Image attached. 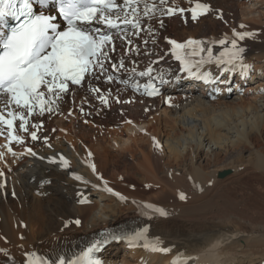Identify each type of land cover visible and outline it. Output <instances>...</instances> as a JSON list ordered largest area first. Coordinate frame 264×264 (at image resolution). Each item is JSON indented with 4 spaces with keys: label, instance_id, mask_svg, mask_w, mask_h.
<instances>
[{
    "label": "bare ground",
    "instance_id": "1",
    "mask_svg": "<svg viewBox=\"0 0 264 264\" xmlns=\"http://www.w3.org/2000/svg\"><path fill=\"white\" fill-rule=\"evenodd\" d=\"M197 1L209 5L206 16L213 25L204 26L205 17L191 20ZM146 2L156 10L145 16V0H140L133 5L139 27L129 24L116 35V49L109 54L116 67L107 66L103 76H88L91 89L100 92L90 89L75 101L66 91L44 111L24 112L28 130L19 127L17 133L24 142L9 143L1 130L0 249L7 255L0 252V262L25 264V253L68 258L93 234L123 223L148 226L154 244L170 251L130 247L123 241L104 250L107 264H169L177 255L192 264H264V180L249 181L257 177L254 172L264 177V85L246 88L257 73L264 78V13L258 9L264 1L248 0L247 8L244 0ZM225 3L249 11H241L244 21L234 18V27L217 30L213 11L227 7ZM175 7L185 11L163 14ZM248 19L256 25L247 24ZM256 29L259 34L237 38V47L246 51V72L239 65L224 71L229 67L210 63L197 76L180 75V67L166 54L171 37L227 33L231 43L233 30ZM148 68L150 75L141 76ZM203 73H211L209 81L198 78ZM156 77L168 80L160 96L147 98L135 91L137 84L161 83ZM1 107H6L2 101ZM118 123L124 126L116 129ZM32 132L37 139L30 138ZM113 151H120L117 158L124 166ZM181 192L186 199L179 198ZM146 204L168 215L160 216Z\"/></svg>",
    "mask_w": 264,
    "mask_h": 264
},
{
    "label": "snow or ice",
    "instance_id": "2",
    "mask_svg": "<svg viewBox=\"0 0 264 264\" xmlns=\"http://www.w3.org/2000/svg\"><path fill=\"white\" fill-rule=\"evenodd\" d=\"M140 2V0H123L122 7L117 0H0V94L9 97L8 103H15L17 107L27 109V113L31 114L36 102L41 105V111H44L43 105L46 103L44 97L45 93L41 91V86H46L48 93H53L59 96V93L68 91V82L79 85L93 67H103L101 57H107V53L103 51L106 45L112 42V35L101 32L97 29L95 32L89 31L88 25L96 21L102 22L108 28H119L120 24H132L133 27H139L138 20L135 19L137 8L133 7ZM166 3V0H160V4ZM53 5L56 8L57 15L45 14L43 11H38L35 6L39 5L45 8ZM144 15L147 16L149 12L156 10V5L151 6L145 0ZM127 9H131L134 18H128ZM185 9L175 7L163 10L164 15L171 16L177 12L183 13ZM192 19L196 20L198 16L203 15L209 11V5L196 3L190 9ZM120 12L124 13L121 19ZM62 18L63 24L56 21ZM14 23H9V21ZM243 27V25H241ZM234 37L231 39V49H226V52L219 58H214L212 49H207V58L195 62L197 72L192 71L193 64L182 60L181 56L177 54L176 58L181 59L184 69L189 75L197 76L199 68L204 63H211L213 59L217 64L230 65L224 71H235L237 66L245 72L249 69L248 65L242 63V53L244 49L237 47V38L244 40L245 37L252 36L249 32H236L233 30ZM228 38L222 39L219 43L224 44ZM169 43L174 46V50L185 49L189 46L199 45L201 41L189 39L183 44L177 43L175 40H169ZM205 49L200 47L199 52L193 51V55H199ZM227 55V60L223 57ZM116 67V65H113ZM123 67V63L119 65ZM151 68L141 72V76L150 75ZM211 73H203L198 78H208ZM112 76H108L111 81ZM151 79V77H150ZM179 79V77H177ZM125 83H127L125 81ZM161 83H166L161 77ZM139 90L140 85H134ZM145 91L148 95H158L159 89L152 83L145 85ZM58 90V91H57ZM93 91H99L93 89ZM103 103H107L104 96H100ZM51 111V108L47 109ZM8 118L5 119L3 112H0V124H6L9 130V143L11 140L22 142L19 136L13 134V123L16 119L21 121L19 127L23 131H27V120L25 115L20 112H7ZM32 139H37L35 132L31 133ZM11 151V148L8 149ZM31 153V149H28ZM35 155V153H32ZM2 155V154H0ZM62 166L67 168L68 161L61 157ZM95 171V165H92ZM76 179H82L77 176ZM107 191L112 192L111 188L107 187ZM120 196V193H115ZM121 199L125 197L120 196ZM181 200L186 199L183 192L179 193ZM84 201H81L83 203ZM147 209H152L160 216H167L168 212L153 204L144 205ZM77 225L80 224L76 220ZM148 228H142L131 234L113 235V240L127 239L129 246H133L136 242L144 241V247H151L153 251L168 252V248L157 247L156 244H149L147 239ZM157 243L159 242L156 238ZM109 241H97L93 243L86 250L82 251L74 258H66L59 255L55 259L47 257H40L36 253H25L27 260L25 264H102L99 259L94 258L93 253L99 250L103 244ZM0 252H5V249H0ZM173 264H177L174 260Z\"/></svg>",
    "mask_w": 264,
    "mask_h": 264
},
{
    "label": "rangeland",
    "instance_id": "3",
    "mask_svg": "<svg viewBox=\"0 0 264 264\" xmlns=\"http://www.w3.org/2000/svg\"><path fill=\"white\" fill-rule=\"evenodd\" d=\"M240 1H242V0H240ZM245 1V4H244V7L245 8H247V6H245L246 4H248V0H244ZM264 1V0H263ZM239 3H242V2H239ZM224 5H227V7L226 6H222L220 9H218V8H215L214 9V11H213V13L217 16V19H216V29L217 30H219V29H221L220 27H223V26H233L234 27V24H233V21H234V18L238 21V22H241V20L242 21H244L245 20V18H243V16H242V14H241V11L242 12H244V11H249V9H245V10H241V7H238V6H236L235 7V9H232V8H230L229 7V4L228 3H225ZM224 8V9H223ZM243 8V7H242ZM218 9V10H217ZM231 9L232 10H237V13H235L236 14V17H233V15H232V12H231ZM259 10H261L263 13H264V7H260V8H258ZM221 10V11H220ZM215 15H212V17H214V18H216L215 17ZM255 15H257V14H255ZM248 16H250V15H248ZM205 17V20L207 21V22H205V25L204 26H206V24H212V22H209V18L211 17H207V16H204ZM211 19V18H210ZM213 20V19H212ZM248 23L247 24H253V22H250V19H248ZM261 21H263L264 22V17H263V19L261 20ZM186 23H187V21H186ZM215 24V23H214ZM255 24V23H254ZM253 24V25H254ZM261 24H263V23H261ZM213 25V24H212ZM256 25V24H255ZM174 26H176V23H174L173 24V26L172 27H174ZM258 26V25H257ZM187 27V26H186ZM259 29V28H258ZM258 29H256L255 31H252V32H249V33H253V35H255V33H258L259 34V30ZM245 32H248V31H245ZM173 33L175 34V32L173 31ZM186 34H188V32L186 33ZM143 43H145V42H143ZM258 75V78L256 77ZM260 73H257L256 75H254V79H251L250 78V80L251 81H248L247 82V85H246V88L248 87V86H250V85H255L256 83L257 84H262V82H263V84L262 85H264V78H263V75H260ZM252 77V76H251ZM262 77V78H261ZM260 78V79H259ZM255 82V83H254ZM235 87V84H232V88H234ZM116 103H118V100H116ZM122 123H123V121H122ZM121 126L123 127L124 125L123 124H121V123H118V126H115V127H118V128H116V129H119V128H121ZM100 134H103V132H100ZM105 135V134H104ZM106 141H110L111 143V145L110 146H112L113 145V143H112V141L110 140V138H108V136L106 135ZM114 153V154H113ZM119 153H120V151H117V152H112L111 153V155L116 159L117 158V156L119 157ZM248 152H246V154H247ZM118 159V158H117ZM120 159H122V158H119L118 160H120ZM123 161V160H122ZM120 165L119 166H124L123 165V163L121 162V160H120ZM121 163H122V165H121ZM241 170H243L242 168H240V171ZM258 174H260V172H257ZM256 172H254V174L257 176V177H253L252 179H250L249 181L251 182V183H258V182H261V181H263L264 180V177H261V176H259L258 174H257ZM129 180V179H128ZM13 198H16V196H14ZM22 225L23 226H25V223H22ZM20 237V236H19Z\"/></svg>",
    "mask_w": 264,
    "mask_h": 264
}]
</instances>
